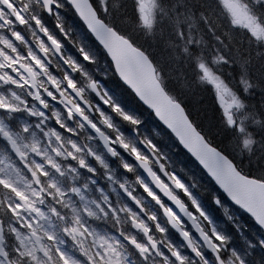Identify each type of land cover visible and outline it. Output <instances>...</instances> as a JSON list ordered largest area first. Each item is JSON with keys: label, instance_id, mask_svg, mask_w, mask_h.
<instances>
[{"label": "snow or ice", "instance_id": "1", "mask_svg": "<svg viewBox=\"0 0 264 264\" xmlns=\"http://www.w3.org/2000/svg\"><path fill=\"white\" fill-rule=\"evenodd\" d=\"M221 2L229 10L231 22L234 26L245 28L256 40H264V24H260L256 17L250 15L243 5H241L240 0H221ZM39 3L41 5L42 12L49 15L54 11V9H60L61 7H69L71 10L74 9L76 15L79 17V20L86 26L88 32H90L95 37V40L99 41L107 50L108 54L112 56V59L115 62L116 73L119 75L120 79L128 85L136 96L153 109L156 116L172 130L177 140L184 145V147L191 152L197 160L200 161V163L208 170L209 174L212 175L216 182L224 189L225 192H227L229 197H231V199L241 208L247 211L258 226L264 227V170H261L258 173H246L239 168L234 161H231L230 158L220 156L214 149L205 145L202 137L196 132L194 126L190 123L187 117L184 116L182 107L178 104H172L170 99L164 95L159 85L155 83V78L152 76V65L148 63L146 54L134 46L129 39L123 37L121 34H118L114 29L107 28L101 19L97 17L95 9L92 5V0H69L67 5L63 3V0H39ZM136 3L137 10L139 12V19L145 27H151L154 0H136ZM0 5H7L8 7L16 10L20 23H25L24 18L19 15L20 10L16 9V5L13 4V0H0ZM259 6L264 7V4ZM27 7L28 5H25V8ZM3 11L4 8L0 7V13H3ZM32 19L35 20L40 32L47 37V40L51 42V45L59 52L62 47L61 42L59 39L49 34L47 27L41 26L43 16L33 14ZM57 19L59 20V15H57ZM56 27L63 32L61 24L57 23ZM84 35L87 39L88 33L85 32ZM12 36L15 37V40L23 42V36L19 30L13 31ZM37 43L39 45L40 52L47 55L49 48L46 46L45 42L37 38ZM88 43L92 49L96 52H100V49L96 47V43L94 41L88 40ZM0 45H3L4 48L10 49L13 53L17 52V48L9 39L0 37ZM25 46L27 47V45ZM25 59L31 61V64L35 65L40 72L48 71L42 58L39 57L38 54H34L31 49L28 51L27 58L23 55H16L15 58H12V56L6 54L3 49H0V70H2L0 71V81H9L12 84H16L17 87H22L23 85L17 83L8 71L11 70V73H17L18 70L16 65H19V68L28 73V76L30 77V79H26L24 75H20V81H22L23 84L30 83L32 87H35L38 73L30 64L23 62ZM83 59L88 61L91 57L85 53ZM65 63H68V61L66 60ZM73 67H75V65H73ZM198 67L203 73L201 79L207 81V83L215 90L216 99L219 101L220 106L223 109L227 123L229 126H232L234 121L229 110L233 107L239 108L241 106L240 101L232 95L228 87L225 86L224 82L204 63H200ZM64 80L67 81V88L71 89L77 96H79L80 92L77 90L74 79L65 74ZM48 81L53 88L59 90V84L53 76L49 75ZM90 86L94 87V85ZM46 91L49 97L56 100V96L51 90ZM64 95L65 93L61 91L60 96L63 97ZM225 96H230L231 99L226 102L224 99ZM35 98L40 99L39 94H37ZM40 103L44 108H47L48 105L43 99H40ZM67 103L72 104L70 97L67 99ZM73 108L76 113L80 114L83 120L88 121L89 126L99 133L107 144L113 143L108 139V137L104 136L103 133L100 132V129L95 123L90 121L89 118L84 115L81 107L73 105L72 108H67V114L69 117L72 116ZM120 108V104L114 105L113 111H119ZM173 109H175V111H173ZM24 111H27L29 115H35V113L27 107H25ZM19 112H21V109L17 104L12 103L8 100V98L0 95V117L7 116L11 119L13 118L12 114ZM40 115L43 116L45 113L41 112ZM124 119L127 120L130 118L125 116ZM57 123H60L59 119L57 120ZM104 123L108 124V121L105 120ZM133 123H137V121H133ZM108 126L111 127V125ZM37 127H39V125H37ZM61 128H64L63 124H61ZM67 131L71 132L72 129L68 128ZM23 132H31L30 127L24 126ZM51 134L56 136L58 140L60 139L58 133L54 130ZM44 135L47 136L48 133L46 132ZM0 137H3L4 141L7 142V145H9L21 159H24L25 157L23 149L29 148L37 155L46 156V153L40 152L38 147L39 141L35 139L34 132H32L33 139L31 143H24V137L20 134V132L10 131L2 118H0ZM116 139L120 140V137L117 136ZM128 147V144L120 140V148L127 150ZM72 148L76 151L80 150L75 143L72 144ZM53 151L56 150L53 149ZM108 151L111 152L113 156L117 154L111 147L108 148ZM89 152L91 154L90 150ZM59 154L60 153L57 152V155ZM68 155L71 156L72 159H75L72 152H69ZM132 156L141 163V166L144 167L146 171H149L147 169V159L143 157L136 148H132ZM97 159L99 158L97 157ZM46 162L50 167L59 172L60 175L64 174L61 171L60 166L51 157H48ZM0 163H3V161H0ZM79 164L83 169L85 167V160L81 159ZM25 167L31 172L32 180L35 182V185L40 186L39 191L27 184L22 189L18 188L9 175L2 174L4 169L0 168V187L8 190V192H10L14 197V199H10L9 201H0V210L6 209L7 213H10L11 216L16 217L22 222V228L26 227L28 229L27 235L18 232L16 228L12 229V231L16 233L17 239L20 241L21 248H23V251L17 249L16 255L28 257L33 264H81L79 259H75L73 256L68 255L59 249H57L55 256L51 255L48 246L40 243L41 235L47 237L49 241L55 240V233L47 231H43L41 233V224L38 221L46 220L48 217L43 211L35 207V200L33 199V197L39 198L41 193L44 192V187L42 186L39 177H48L49 173L40 163H36L34 168L25 163ZM106 167L107 166H105V168ZM123 168L126 172L132 171L129 163H124ZM13 171L17 170L13 169ZM70 171L75 170L70 169ZM88 172L94 174L95 169L89 168ZM149 175L152 176L159 191L147 183H140L139 186L142 188L143 193L146 194V196L154 202V205L156 206V213L149 214L147 216V220L149 222H155L154 229L151 224L146 226L142 217L138 221L137 213L133 212L131 208H128L127 211L129 213L131 223L135 228L142 230L143 234L147 237V244L151 245V249L156 250L155 255L162 258L163 264H186L187 257L174 248L172 244H168L167 253L159 250L156 241L152 237V231L155 230L159 234L164 235L166 231L171 232V229H176V231L179 232V236L188 240L189 231L187 229L183 231L180 230L184 225V219L180 213H184V215L190 216L192 219H195V217L186 207V202H183L182 198L173 194L169 190L168 186L151 171H149ZM107 178L111 180L112 176L107 175ZM169 178L172 180L177 189L183 190L184 195L191 199V194L185 188L181 180L177 179L175 176H171ZM47 187L49 189H55L56 197L60 198L59 203L65 204L63 199L65 193L57 186L55 179L49 180ZM85 187L87 186L85 185ZM119 187L124 190L128 198L134 202L138 208V212L143 213L145 209L143 205L140 204V201L136 198V196L132 192H129L124 184H120ZM72 191L79 196L81 201H83V204L81 205L82 211L88 216H95L96 213L88 206L89 202L85 200L83 195H81L80 189L73 187ZM105 199L107 200L106 197ZM92 203H95V201ZM217 203H222V201L217 199ZM192 206L195 208L196 212L208 219L209 223H212V220L210 219V212H207L203 206L198 205L195 199L192 200ZM66 207L71 208L73 215L71 216V223L63 225V231L70 234L73 240L87 234L92 237L93 246L103 249V254H101L100 251L93 253L92 249L87 246L85 240L78 241L77 243L80 249V254L81 256L87 257L88 264H126V260L121 251L124 247L123 244H121L115 237H105L95 232H90L81 222L80 211L72 207L71 203L67 204ZM97 207H99V205H97ZM177 209L179 211H177ZM25 210L29 213H34L35 219L31 221L26 219L23 216V212H25ZM100 210L102 212L104 211L102 208ZM109 210H111L113 215H115L114 209L109 207ZM51 212L53 215L58 216V219L60 220L66 219L63 215L58 214L57 209L55 208H52ZM198 231L200 232V236L208 243L212 252L215 254V264H223L220 256L219 244H224L226 242V236L220 231H217V228L214 226L211 231V236H214L215 240L219 241V244H217L214 243L203 230L198 229ZM122 235L127 244L136 250L140 258L145 261L149 259L147 254L150 252V249L145 245V243L137 238L124 235L123 233ZM26 240L28 241V245H25ZM261 245H264V240H261ZM188 247L191 249V254H194L195 257H199L201 259L202 264H212L207 254L202 253L198 248H192L191 241H189ZM37 251L43 253L44 257L47 258L46 261L40 259L36 255ZM233 254L236 256V259L240 262V264H245V261L238 254L235 252ZM0 264H16V262L9 257L8 252H6L3 248H0Z\"/></svg>", "mask_w": 264, "mask_h": 264}, {"label": "clouds", "instance_id": "2", "mask_svg": "<svg viewBox=\"0 0 264 264\" xmlns=\"http://www.w3.org/2000/svg\"><path fill=\"white\" fill-rule=\"evenodd\" d=\"M68 2L69 0H63L65 5H67ZM98 3L101 7H103L105 0H98ZM73 11L75 10L73 9ZM140 26L143 27L142 24ZM59 35L63 41V43H61V50L64 47V43L70 45L78 54L80 60L79 63L76 62L73 56L61 55V50L58 52L53 46H49V52L47 56L43 57V59L47 61L46 67L50 65V70L47 72H40L34 65H32L33 69L38 73L35 87H32L30 83L23 84V82L20 81V75H24L26 79H30L28 73L24 71L11 73V71L8 70L17 83L23 85L22 87H17L16 84H12L9 81H0V88H7L9 91L8 100L17 104L21 111L25 114V117L31 120V124L29 125L31 132L27 134V139L23 142L31 143L33 139L32 132H34L35 139L39 141L38 147L40 152L46 153V156H40L32 152L30 148L23 149L25 157L24 159H21L10 147V154L16 162V167L19 168L20 173L24 177V187L27 184L35 188L37 191H39L40 188V186L35 185V182L32 180L31 172L25 167V163L33 168L36 163H40L49 173L48 177H39L42 186L44 187V192L41 193L39 198L33 197L35 200V207L38 208L43 205L45 209L44 213L60 225L62 237L71 242V244L77 248L79 253L78 258L80 259L81 264H88V260L86 256H81L77 243L78 241L85 240L87 246L92 249L93 253L100 251L101 254H103V249L93 246V239L87 234L73 240L70 234L63 231V225L71 223V216L73 215L71 208L66 207L69 203H71L72 207L80 211L81 222L84 225H88V230L91 229L97 222H102L103 224L108 225L114 233H118L121 236H123V233L124 235L137 238L145 243V245L150 249V252L147 254L149 259L145 261L140 258L136 250L132 246L125 243V240L123 239L120 243L124 245L121 251L125 259V253L131 250V252L136 256L137 264H163L162 258L155 255L156 250L151 249V245L147 244V237L143 234L142 230L137 229L132 225L127 211L128 208H131L133 212L137 213L138 221L142 217L146 226L151 224L154 229L155 222H149L147 220V216L149 214L156 213V206L154 205V202H152L146 194L143 193L142 188L139 186L140 183H147L159 191L152 176L149 175V171H151L168 186L169 190L173 194L178 195L179 198H182L183 202H186V207L195 217V219H192V217L186 216L184 213H180L184 219V225L180 230L183 231L187 229L189 231L188 240H185L184 237L180 236V238L184 241V246L189 249L188 245L189 241H191L192 248H198L202 253L207 254L212 264H215V254L212 252L208 243L200 236V232L198 231V229L203 230L214 243L219 244V241H216L215 237L211 236V231L214 227L213 222L209 223V220L196 212L195 208L192 206L193 199L196 200L198 205L203 206L200 198L192 194L198 190L196 179L192 175L187 174L181 165L177 164L169 157L168 153L160 144V135L156 129L145 131L143 127V120L135 114L126 111L123 107H121L119 111H113V106L119 103L114 96L109 94V92L105 89L104 84L101 82L102 80H106L107 77L103 72H98L95 68L96 57L92 55L91 52L85 50L81 41L73 36L70 28H63V32L59 29ZM33 43L36 44L37 48H39L37 40H34ZM85 53L91 57L90 60L85 61L83 59ZM49 57H51V59H49ZM66 60L68 63H65ZM23 62L30 63L27 60ZM73 65H75V67H73ZM65 74L74 79L77 90L80 92L79 96H77L71 89L67 88V81L64 80ZM49 75L53 76V78L57 80L59 90L53 88L49 83ZM163 79V76H161L162 88ZM90 85H94V87ZM46 90L55 91L57 96L55 101L49 99ZM61 91L65 93L63 97L60 96ZM37 94H39L40 99H43L45 103H47V108H44L41 105L40 99L35 98ZM69 97L72 100V104L67 103V99ZM26 100L28 102L27 105L25 104ZM174 102L181 103L179 100H175ZM73 105L81 107L84 115H86L90 121L95 123L100 129V132L103 133L104 136L108 137V139L113 143L107 144L103 137L89 126L88 121L83 120L80 114L75 112L74 108L72 116L69 117L67 114V108H72ZM25 107L30 109L33 113H35V115H29L27 111H24ZM41 112L47 113V115L41 116ZM125 116H128L130 119H124ZM58 119L60 123H57ZM105 120L108 121V124L104 123ZM133 121H137V123H133ZM61 124L64 125V128H61ZM37 125H39V127H37ZM108 125H111V127ZM226 126L231 127L229 125ZM165 127L167 126L165 125ZM68 128H71L72 131H67ZM124 129H130V133L125 132ZM53 130L58 133L60 137L59 140L56 136L51 134ZM46 132L48 133L47 136L44 135ZM20 134L25 136L23 129H21ZM117 136L120 137V140L129 145L127 150L120 148V140L116 139ZM73 143L77 145L80 149L79 151L72 148ZM254 143L255 142L251 139H246L242 142L241 148L244 155H251ZM109 147L116 151L117 154L115 156L108 151ZM132 148H136L139 153L147 159V169L149 171H146L145 168L141 166V163L132 156ZM53 149L56 151H53ZM89 149H91V154ZM117 149L120 151H117ZM57 152L60 154L57 155ZM69 152H72L75 159H72V157L68 155ZM121 152L124 153L123 156L121 155ZM125 156L128 159H125ZM48 157H51L60 166L61 171L64 173L63 175H60L59 172L47 164L46 161ZM97 157L99 159H97ZM81 159L85 160V167L83 168V171L79 164ZM111 159H115L117 161L121 170V175L118 179L109 180L107 178L108 172L111 170L109 166ZM124 163L130 164L132 169L131 172H126L124 170ZM105 166L107 167L105 168ZM89 168L95 169V173L92 175L95 176L97 180H100L102 184L106 185V188H101L99 185L95 184L94 180L87 177ZM70 169H74L75 171H70ZM114 174L115 173H113V175ZM171 176H175L177 179L181 180L185 188L191 194V199L184 195L183 190L175 187L174 183L169 178ZM62 178L69 180L68 185L60 183ZM52 179H55L57 186L61 190L63 188L65 195L70 194L67 199L64 198L65 196L63 197L65 204L59 203L60 198L56 197L55 189H49L47 187L49 180ZM72 179H79L82 183H80L79 186H72ZM120 184H124L127 190L132 192L140 201V204L143 205L145 209L143 213L138 212V208L134 202L131 201L124 190L119 187ZM85 185L87 187H85ZM73 187L80 189L81 195H83L85 200L89 202L88 206L96 213L95 216H88L82 211L81 205L83 204V201H81L79 196L72 191ZM110 194L115 198L113 207H111L115 210V215H113V212L109 210V204L112 203V201L109 200ZM73 197H75V199H73ZM206 200L209 206L217 210L219 214L224 215L226 220L232 222V216L227 214V206L217 203V197L214 194L209 193ZM93 201H95V203H92ZM97 205H99V207H97ZM52 208L57 209L58 214L63 215L66 219H58V216L52 214ZM101 208L104 210L103 212L100 210ZM177 211L179 210L177 209ZM25 213H27L29 217L33 215V213H29L26 210ZM0 216L5 217L8 221L2 229L5 237H12L16 241L19 249L23 251V248L20 246V241L17 239L16 233L12 231L14 224L19 225L21 221L16 217L11 216L10 213H7L6 209L0 210ZM233 226L238 232L240 231L239 225L233 224ZM259 228L261 231H264V227L259 226ZM171 230H174L179 235V232H177L176 229ZM17 231L20 233L23 232L25 235L28 234V229L26 227L23 229H17ZM217 231L219 230L217 229ZM90 232L97 233V231ZM221 233L225 235L223 232ZM225 236L226 242L224 244H219L220 256L223 264H240V262L236 259V256L233 254L234 252L245 261V264H264V260H261L253 252V250L257 247V244L261 250H264V245H261V241H258L257 244L244 241L247 251L245 253H241L238 250H234L232 247L230 242L231 237L227 235ZM5 237H0V243L4 242ZM152 237L156 241L157 245H161L163 242V248L168 250L169 243L164 240L163 235L153 230ZM25 245H28L27 240L25 241ZM45 245L48 246L47 242ZM55 247L56 245L52 244L51 250L54 251ZM189 250L191 251V249ZM16 251V247H13L10 250L11 253H15L14 255H11V259H13L16 264H33L28 257L16 255ZM186 257V264H202L199 257H195L194 255ZM40 259L46 261L44 256H41Z\"/></svg>", "mask_w": 264, "mask_h": 264}, {"label": "trees", "instance_id": "3", "mask_svg": "<svg viewBox=\"0 0 264 264\" xmlns=\"http://www.w3.org/2000/svg\"><path fill=\"white\" fill-rule=\"evenodd\" d=\"M247 2H250L253 16L264 24V7L259 6L264 4V0ZM154 3L151 27H145L139 19L136 0H106L105 15L92 0L100 18L149 57L157 69L160 81L163 76V86L167 93L181 101L192 123L212 146L246 173L264 170V41L254 39L245 28L234 26L221 0H154ZM58 10L59 20L51 18L57 20H54L56 25L59 23L64 29L69 26L73 31L81 29L85 33L69 7ZM52 27L55 28L54 24ZM55 30L58 33L51 31L52 35L62 40L59 29ZM87 40H92L89 35ZM68 50H72L71 46H68ZM97 53L110 67V76L104 81L111 95L126 111L140 117L143 125H152L157 130L161 146L170 148L174 162L196 179L198 190L192 194L200 198L203 208L210 212L213 221L217 219L214 222L217 229L224 234L230 233L227 236L235 237L233 248L245 253L247 249L244 241L257 244L252 229L264 240L255 225L218 193L225 205L238 213L248 227L249 234L244 241L238 239L232 222L207 203V195L217 193L212 183L182 152L172 137L159 127L152 115L120 84L102 50ZM200 63L212 70L239 99L243 109L240 123L243 131L238 126H226L228 123L216 99L215 90L201 79ZM242 133L243 137L240 135ZM246 139L255 142L250 156L244 155L241 148ZM14 244L17 245L16 242ZM253 252L264 260V250L258 244Z\"/></svg>", "mask_w": 264, "mask_h": 264}, {"label": "flooded vegetation", "instance_id": "4", "mask_svg": "<svg viewBox=\"0 0 264 264\" xmlns=\"http://www.w3.org/2000/svg\"><path fill=\"white\" fill-rule=\"evenodd\" d=\"M37 3H38V7L36 8L34 5H31L30 0H13V4L16 5V9L20 10L19 15L24 18L25 23H23V24L20 23V19L18 18L16 10H14L11 7H8L7 5H0V7L4 8L3 13H0V37H3L5 39H9L11 42H13L14 46L17 48V52L13 53L10 49L4 48L3 45H0V49H3V51H5L6 54L12 56V58H15L16 55H23L25 58H27L28 51H29V49H31L34 54H38L39 57L42 58L43 63L46 67L47 61H45L43 59V57L47 56V55H45L44 53H41L40 50H37L38 48L36 47V44L33 43V41L31 40V36L29 35V31L31 30L29 28L31 27L30 25L32 23L30 20L32 13L34 11L36 13H37V11H39L40 15L42 14V16H43L41 26L47 27L48 31H49V29H51L53 32H55L56 30H55V28L50 26V25H53V21L44 18V17H51V16H48L47 14L43 13L39 1ZM25 5H28V7L25 8ZM32 26L34 27V25H32ZM35 28H36V31L37 30L39 31V36H38L39 39L42 40L43 42H45L46 46L49 48V46H51V44L47 40V37L44 36V34L42 32H40L39 27L37 25H35ZM68 28H69V26L67 27V29ZM16 30H19L22 33L23 42L15 40V37L12 36V32L16 31ZM25 45H27V47ZM61 55L73 56L75 58L76 62L79 63L77 53L74 54L73 52H68V51L65 52V51L61 50ZM49 59H51V57H49ZM25 60H27V59H25ZM27 61H29V60H27ZM29 62L30 63H28V64H30L32 66L31 61H29ZM16 68L18 71H23L21 68H19V65H16ZM46 68L49 71L50 65L47 66ZM37 70H39V69H37ZM9 71H11V70H9ZM101 82L104 84L105 89H107L108 88L107 83L105 81H101ZM51 91L56 96L55 91H53V90H51ZM0 95H3L6 98H8V95H9L8 89L7 88H0ZM56 98H57V96H56ZM49 99L53 100L51 97H49ZM53 101H55V100H53ZM27 103L28 102L26 100L25 104L27 105ZM12 115H13V118H11V119L7 116L0 117L4 120V123L7 125L8 129L12 132H21V129H23L24 126H29L31 124V120L27 119L25 117V114L22 111L19 113L12 114ZM45 115H47V113H45ZM27 134L28 133H25L26 138H24V141H26V139H27ZM163 149L168 153L169 157L174 161V159H173L174 155H173L172 150L170 148H163ZM89 150H91V149H89ZM101 150H102V148H101ZM117 151H120V150L117 149ZM5 155L9 156L15 162V160L13 159V156L10 154V146L7 145V142L4 141L3 137H0V156L4 157ZM121 155L123 156L124 153L121 152ZM124 158L128 159L126 156ZM109 166H110L111 170L108 172V175H111L112 179H118L121 175V170L119 168L117 161L115 159H111L109 162ZM82 171H83V169H82ZM185 171L187 174L191 175V173L189 171H187V170H185ZM18 173L22 176V174L20 173V170L18 171ZM113 173H115V174L113 175ZM87 177L90 178L91 180H94L95 184L99 185L101 188H106V185L102 184L100 180H97L96 177L92 175V173H87ZM60 183L63 185H68L69 180L66 178H62ZM80 183H82V181H80L79 179H72L71 180L72 186H79ZM0 189H2V190H0V195L2 196V198L4 200L14 199L13 195L10 192H8V190L3 189L2 187H0ZM62 191H63V188H62ZM69 195L70 194H66L64 198L67 199ZM73 199H75V197H73ZM217 199H219L218 196H217ZM109 200L112 201V203L109 204V207H113V204L115 202V198L111 194L109 195ZM38 209L43 211V212L45 211L43 205L39 206ZM26 215H28V214L26 213ZM210 219L212 220L213 225L216 227L214 222H217V219H215V221H213L211 216H210ZM48 220L49 221H47V222H48L49 227H50V232L55 233V241L61 242L60 250L67 253L68 255L73 256V258H75V259H79L78 258L79 253H78L77 248L74 245H72L71 242L65 240L62 237L60 225L58 223H56L55 220H53L49 216H48ZM85 227L88 228V225H85ZM89 231H97V233L99 235L105 236V237H115L119 242H121V240H123V236H121L118 233H114V231L108 225L103 224L102 222H97L96 224H94V226L91 229H89ZM41 233H38V234H41ZM163 236H164V240H166L169 244H172V246L174 248H176L178 251H180L183 255H185V256L194 255V254H191L190 250L184 246V241L180 238V236L174 230H171V232L166 231ZM40 243L42 245H45V243H46V241L42 235H41ZM125 243H127V242L125 241ZM5 244H7L6 241L4 243V246H6ZM157 247L159 250L163 251L164 253H167V251H168L167 249L163 248V242L161 243V245H157ZM16 249H18V248H16ZM48 249H49L50 254L55 256V253H53L54 251L51 250V247L48 246ZM5 250H6V252H8L9 257H11V255L15 254V253L12 254L10 252V249H8V248L7 249L5 248ZM37 252L40 256H44L42 252H39V251H37ZM125 256H126V259H125L126 264H137L136 256L131 252V250L127 251L125 253Z\"/></svg>", "mask_w": 264, "mask_h": 264}, {"label": "rangeland", "instance_id": "5", "mask_svg": "<svg viewBox=\"0 0 264 264\" xmlns=\"http://www.w3.org/2000/svg\"><path fill=\"white\" fill-rule=\"evenodd\" d=\"M31 1V4L32 5H34L36 8H37V2H36V0H30ZM95 1V3L97 4V6H98V8L100 9V11L102 12V14L103 15H105L106 14V7H105V5H106V0H105V3H104V5H103V7H101V5L98 3V0H94ZM249 1H251V3L252 2H255V1H257V0H249ZM259 2L261 1H263V0H258ZM240 3H241V5H243V7L248 11V13L250 14V15H252L253 16V11L251 10V7H250V2H247V0H240ZM223 5V4H222ZM154 7H155V3H154ZM154 7H153V9H154ZM223 7H224V9L227 11V13H228V15L230 16V18H231V15H230V13H229V10L223 5ZM62 8V7H61ZM155 11V9L154 10H152V12H154ZM234 11H236V10H234ZM55 16H57L58 14H59V10L58 9H56V11H55ZM254 17V16H253ZM141 21V20H140ZM141 23H142V21H141ZM260 23V22H259ZM143 24V23H142ZM261 24V23H260ZM32 25H34V27L32 26ZM35 25H36V23H35V20H32V24L30 25L31 27L29 28V29H31L30 31H29V35L31 36V39L33 40V39H35V40H37V38H39L38 37V35H39V31L37 30L36 31V28H35ZM240 27V26H239ZM240 28H243V27H240ZM34 33H35V35H34ZM74 37L75 38H77V39H79L80 41H81V43L83 44V46H84V48H85V50L86 51H88V52H91L92 53V55H94L95 57H96V63H97V67H96V69L98 70V72H103L104 74H105V76L108 78V76H110L109 74H110V67H109V65L107 64V62L104 60V59H102L101 58V56H99V54L97 53V52H95V50L94 49H92L91 47H90V45H89V43H88V40L85 38V35L83 34V31L81 30V29H78V31L76 30L74 33ZM262 41H264V40H262ZM65 46H70V45H68L67 43H65ZM86 47H88V48H86ZM37 50H39V48L37 49ZM65 51H68V52H73L74 54H76V52H75V50L74 49H72V50H65ZM96 63H95V65H96ZM202 75H203V73H202ZM103 81V80H102ZM207 82V81H206ZM110 94V93H109ZM111 95V94H110ZM233 95V94H232ZM236 97V96H235ZM237 98V97H236ZM224 99H225V101L227 102V101H229L230 99H231V97L230 96H225L224 97ZM238 99V98H237ZM239 100V99H238ZM240 105H241V103H240ZM132 106H133V104H132ZM223 110V109H222ZM230 111V114H231V116H232V118H233V121H234V123H233V126H238L239 127V130H241V131H243L242 130V126H240V123H241V116H242V112H243V109H242V106H240L239 108H237V107H233L232 109H230L229 110ZM15 114V113H14ZM223 114H224V112H223ZM225 117V116H224ZM226 119V118H225ZM143 127H144V130L145 131H148V130H150V129H155L152 125L151 126H149V125H143ZM242 137L244 136V134L242 133V134H240ZM24 138H26L25 136H23ZM0 161H3V163H0V168H2V169H4V172L2 173V174H6V175H9L10 177H11V180L12 181H14L15 182V184H16V186L18 187V188H24V184H25V180H24V177L23 176H21L19 173H18V171H19V168H17L16 167V163L9 157V156H7V155H5L4 157H2V156H0ZM7 166V167H6ZM13 169H16L17 171H13ZM216 197H217V194H214ZM0 201H9V200H4L3 198H2V196L0 195ZM220 201H222L221 199H220ZM222 205H225V203H224V201H222V203H221ZM227 206V214L228 215H231L232 216V218H233V220H232V224H236V225H239V228H240V231L238 232L237 231V229L234 227V229L236 230V234H237V237H238V239L241 241V242H243L244 241V239L246 238V236H247V234H249L247 231H248V227L246 226V224H245V222H244V220L240 217V215L238 214V213H236L234 210H232L228 205H226ZM23 216L26 218V219H29L30 221L31 220H33V219H35V214L33 213V215H32V217H29L28 215H26V213L25 212H23ZM48 217V216H47ZM47 221H49L48 220V218L46 219V220H42V221H38L40 224H41V232H43V231H47V232H50V227H49V224H48V222ZM6 223H8V221L5 219V217H4V225L3 226H5L6 225ZM22 223V222H21ZM21 223L19 224V225H15L14 224V228H16V229H23L22 227H21ZM51 233V232H50ZM251 233L254 235V236H256V238H257V240L258 241H261V240H263L259 235H257L256 234V232L252 229L251 230ZM22 234H23V232H22ZM232 234H234V233H232ZM225 235H230V233H228V232H226L225 233ZM43 236V235H42ZM44 237V239H45V241L47 242V244H48V246L49 247H51V245L52 244H55L56 245V247H55V249H54V252L53 253H56L55 251L57 250V249H59L60 250V247H61V242H57V241H49L48 239H47V237H45V236H43ZM7 238V241L9 242V244H7L8 245V247H9V249H12V246L10 245V241H14V239L12 238V237H6ZM234 239H235V237H231V245H232V247H233V243H234ZM233 242V243H232ZM58 247V248H57ZM19 249V248H18ZM234 250H237V249H234ZM13 254V253H12ZM36 255L40 258L41 256L38 254V252L36 253Z\"/></svg>", "mask_w": 264, "mask_h": 264}, {"label": "water", "instance_id": "6", "mask_svg": "<svg viewBox=\"0 0 264 264\" xmlns=\"http://www.w3.org/2000/svg\"><path fill=\"white\" fill-rule=\"evenodd\" d=\"M73 11V10H72ZM75 13V11H73ZM95 13L97 15V17L99 18L96 10H95ZM47 14V13H46ZM49 15V14H48ZM76 15V13H75ZM76 17L78 18L79 20V17L76 15ZM100 19V18H99ZM80 21V20H79ZM102 21V20H101ZM81 22V21H80ZM105 26L109 29H113L111 27H109L104 21H102ZM81 24L83 25V23L81 22ZM84 28L86 29V31L88 32L87 28L85 27V25H83ZM88 34L91 36V38L94 40V42L101 48V50L105 53V55L107 56L108 60L110 61L111 65H112V68L116 74V77L118 78V80L122 83V85L127 89L129 90L133 96L135 97V99L145 108L147 109L148 111L151 112V114L153 115V117L155 118V120L157 121V123L163 127L166 131H168L172 137L175 139V141L178 143L179 147L187 154L189 155V157L199 166V168L204 172V174L207 176V178L213 183V185L216 187V189L219 191V193H221L225 198L226 200L232 204L233 206H235L236 208H238L239 210H241L245 215H247L253 222L254 224L256 225L257 228H259V226L255 223L254 219L251 217V215L245 211L243 208H241L238 204H236L232 199L231 197H229V195L227 194V192L224 191V189L216 182V180L214 179V177L212 175L209 174L208 170L200 163L199 160H197V158L195 156L192 155L191 152H189L185 147L184 145H182L178 140L177 138L175 137L174 133L172 132V130L170 128H168V126L162 121L159 119V117L156 116V114H153L155 113L153 111V109L151 107L148 106V104H146L143 100H141L138 96H136V94L134 92H132V90L128 87L127 84H125L123 82V80L120 79L119 75L116 73V70H115V62L113 61L112 59V56L108 54L107 50L104 48V46L99 42V41H96L95 40V37L90 33L88 32ZM119 34V33H118ZM51 44V42H50ZM52 46V45H51ZM147 56V55H146ZM148 58V56H147ZM148 63H150L152 65V76L155 78V83L159 85L160 89L162 90V92L164 93V95H166L170 101L172 102V104H178L179 106L182 107V105H180L179 103H175L172 98L166 93L165 89L161 87V83L160 81L158 80V77H157V71H156V68L155 66L153 65L152 61L148 58ZM23 70V69H22ZM183 109V112H184V116L187 117V119L190 121V119L188 118L184 108L182 107ZM173 111H175V109H173ZM162 122V123H161ZM191 123V121H190ZM192 124V123H191ZM165 125L167 127H165ZM193 125V124H192ZM194 126V125H193ZM195 128V126H194ZM196 132L202 137L203 139V143L207 146H209L210 148L214 149L220 156H223L225 158H227L224 154H222L219 150H217L216 148H214L213 146H211L206 140L205 138L198 132V130L195 128ZM2 225L0 223V237H3V232H2ZM260 229V228H259ZM263 235H264V231H262ZM2 244L3 243H0V248H3L2 247Z\"/></svg>", "mask_w": 264, "mask_h": 264}]
</instances>
